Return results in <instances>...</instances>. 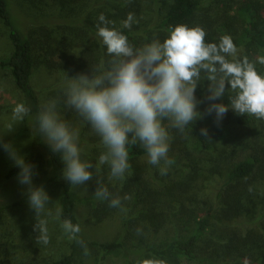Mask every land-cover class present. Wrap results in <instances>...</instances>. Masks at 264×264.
Returning a JSON list of instances; mask_svg holds the SVG:
<instances>
[{"label": "trees", "instance_id": "trees-1", "mask_svg": "<svg viewBox=\"0 0 264 264\" xmlns=\"http://www.w3.org/2000/svg\"><path fill=\"white\" fill-rule=\"evenodd\" d=\"M52 1L54 5L48 6L50 13L44 9L41 15L44 17L43 27H36L41 32L38 33V41H33L19 28L9 0H0V20L9 28L12 47L9 57L0 61V69L9 73L15 88L22 95L23 103L31 109L21 122L30 136L29 151L23 156L26 162L41 167L45 177L61 172L63 164L59 154H53L44 143L43 136L35 130V115L43 101L32 84L33 75L37 68L46 67L50 74L55 73L65 81V74L73 77L81 72L98 74L104 70L109 57L96 35L100 14L112 22L109 28L126 35L134 47L152 41L154 38L150 34L153 32L163 38L170 28L186 25L202 28L206 33L205 43L218 44L221 37L230 36L241 54L239 59H249L250 55L264 51V2L260 0H215L222 5H217L214 15L208 6L213 0H168L162 4L163 7L159 6V0H147L158 10L157 14H151V21L143 17L146 7L143 0ZM161 11L164 14L159 18ZM129 13L134 15L136 22L130 29L122 28L121 22ZM51 94L53 98L63 100L61 85ZM206 94L207 87L201 82L195 92L196 98L203 101L197 109L201 113L209 103L204 99ZM234 95L228 90L223 100L217 102L227 104ZM60 115L73 128L79 129L81 159L96 163L105 150L100 138L74 110L66 108L63 103ZM164 123L167 125V121ZM253 123L257 124L256 129L264 131L263 120L248 114L238 115L229 109L219 124L214 122V116L204 115L183 133L169 129L172 140L168 157L175 162L163 176L157 166L144 159L148 157L139 144L129 147L131 168L126 180L110 179L107 166L93 168V180L84 185L88 194L84 198L87 218L94 226L117 220L124 236L120 240L100 243L79 233L89 251L87 256L83 247L70 240L68 253L51 258L46 264H77L79 260L81 263L86 260L103 264L106 257L120 252L129 264H264V211L258 213L255 219L247 220L245 206L241 202L248 195L249 188L252 189L251 178L256 171H263L264 166L259 155L235 162L229 159L233 151L250 149L253 138L257 137L249 132L237 137L235 132L231 141L227 139L233 130L247 131ZM201 128L207 129V137L200 134ZM211 137L224 141L215 153L216 162L226 164L223 170L225 180L214 196L215 206L209 211L198 210L197 213L196 205L200 201L190 192L194 181L190 171L196 175L202 167L193 151L197 146L207 153L211 148ZM18 171L17 167L10 168L5 178L9 180L17 176ZM101 184L113 196L131 197L122 202L123 211L109 207L107 201L96 199L94 191ZM26 200L24 195L13 207L21 206ZM78 200L74 188L64 180L56 198L57 206L62 208V219L79 224L76 216ZM4 210L0 206V214ZM240 218H244L241 222L243 234L239 232L240 226L234 225ZM250 225L253 228L246 230L245 226ZM169 228H172L171 233L167 231ZM17 238H20L19 234ZM10 255L1 247L0 264H13ZM28 264L39 262L35 260Z\"/></svg>", "mask_w": 264, "mask_h": 264}, {"label": "clouds", "instance_id": "clouds-1", "mask_svg": "<svg viewBox=\"0 0 264 264\" xmlns=\"http://www.w3.org/2000/svg\"><path fill=\"white\" fill-rule=\"evenodd\" d=\"M98 20L96 35L109 57L106 68L98 74L81 72L73 77L65 74V83L61 85L63 100L48 99L35 115V130L43 136L51 152L59 154L63 164L61 178L68 185L73 188L86 185L93 180L92 169L101 166L108 167L110 179L126 180L131 168L129 147L137 144L146 152L148 163L157 166L161 176L166 175L175 162L168 157L172 140L169 129L183 133L204 115L214 116V122L219 124L232 109L238 115L264 120V77L258 75L255 63L247 57L235 59L238 49L230 36L221 37L218 44L205 43L206 33L202 28L176 25L168 30L162 42L153 39L134 47L126 35L108 27L112 22L103 14ZM134 22V15L129 13L121 26L130 29ZM257 62L264 65V57H259ZM202 79L208 81L204 99L209 103L204 113L197 110L203 101L195 96ZM228 90L235 93L229 103L217 102L223 100ZM61 103L74 110L100 138L105 150L96 163L81 159L79 129L61 119ZM30 112L25 103H16L12 121L20 123ZM12 130L13 124H9L7 131ZM200 134L207 137V129L201 128ZM0 149L19 169L18 183L26 186L28 206L35 213L37 243L50 242L48 221L41 218L45 214L58 221L68 239L83 247L87 256V246L79 238L80 225L62 219L59 206L53 212L44 187L33 185L37 174L34 165L2 138ZM94 195L97 200L107 201L109 207L122 211V202L131 199L129 195L113 196L102 184L96 186Z\"/></svg>", "mask_w": 264, "mask_h": 264}, {"label": "rangeland", "instance_id": "rangeland-1", "mask_svg": "<svg viewBox=\"0 0 264 264\" xmlns=\"http://www.w3.org/2000/svg\"><path fill=\"white\" fill-rule=\"evenodd\" d=\"M264 2V0H260ZM168 0H159V6L163 3H167ZM144 8L143 14L147 21L152 20L151 14H157V8L153 7L147 0H143ZM10 8L12 10L13 16L17 21L19 28L22 32L29 34L31 40L38 41V33L41 34L40 29H36L37 26L43 27L44 24L41 23L44 20L42 13L45 11L48 13L50 8L48 6H53L52 0H9ZM151 5V6H150ZM221 3L215 0L211 1L208 6L214 15V10H218V6ZM163 7V6H162ZM53 9L52 11H56ZM51 11V12H52ZM50 13V12H49ZM48 13V14H49ZM58 14V12L56 13ZM164 11H161V16ZM42 19V20H41ZM39 26V27H40ZM167 36L164 35L163 38L158 35V33L153 32L150 34L151 38L159 39L161 42ZM12 51L11 43L9 41V28L4 25L3 21L0 20V61L5 60L9 57ZM46 56V54H44ZM241 57L238 51L235 59ZM259 57H264V51L262 53H255L250 55L249 61L255 63V68L258 75L264 77V65L257 62ZM229 60L233 59L228 57ZM72 77V76H69ZM203 77V75H202ZM203 85L208 86V81L202 79ZM64 78L59 75L50 74L46 67H39L36 69L35 74L32 78V84L36 91L38 92L40 98L43 102L48 99L53 98L54 95L51 93L54 90L64 84ZM23 102L21 93L15 88L14 83L7 71L0 69V138L5 143H11L13 147L17 150L18 154L25 155L29 151V134L23 129L22 123H16L12 121V109L16 103ZM254 117V116H252ZM264 121V120H263ZM203 122V120H202ZM205 123V121H204ZM13 124V130L8 132V125ZM247 131L244 130H233L232 133L227 137L228 140H232L236 132L237 137L249 132L253 134L252 146L248 150H237L230 153L229 159L232 162L236 160L246 159L259 155L262 165L264 166V131L256 129V123H253ZM211 148L207 153H203L196 146L193 151L195 159L201 161L202 169L197 172L191 173L193 184L190 192L195 195L200 201L199 205H196L197 213L199 211L206 212L215 206L214 196L218 190L220 184L225 180L224 178V164H218L217 154L215 153L216 148L219 149L224 144L223 139L220 138H210ZM146 161L148 159L144 158ZM194 159V158H192ZM14 163L9 158L8 154L0 149V206L5 210L0 214V248L7 250L11 253L10 257L13 260V264H28L37 260L39 264H46L51 258L58 257L65 253H68V239L67 235L63 232L60 227V223L51 217L42 214L41 218L47 219V227L49 231L50 242L47 245L38 244L36 236L38 232L34 231V225L36 223L35 213L29 208L27 200L21 206L13 207L17 202L25 195L26 186L20 185L17 181V176L7 180L5 178L6 172L13 168ZM204 168V169H203ZM34 170L37 173L33 177L34 186H43L48 195L50 196L49 207L55 210L57 207L56 198L59 192L60 184L64 181L61 178V172L51 174L48 177L43 176L42 168L35 167ZM189 175L188 173H185ZM252 191L248 193L245 198H242V205L245 206L244 213L247 215V220L256 218L258 213L264 211V169L263 171H256L253 178H251ZM79 200L76 207V216L79 221L81 228L80 233L89 240L97 241L100 243H105L108 241L120 240L123 238L122 228L117 220H108L101 223L98 226H94L87 218L86 210L87 207L84 205V198L88 196L84 186L74 188ZM7 207H10L7 209ZM199 210V211H198ZM244 218H240L238 222L234 225H239V232L243 234L242 221ZM12 224V225H11ZM246 227V228H245ZM246 230L253 228L252 225L245 226ZM172 228L167 231L171 233ZM20 238H17V235ZM23 235V239H22ZM17 238V240H16ZM136 242V241H135ZM134 242V243H135ZM131 247L130 244L127 245ZM43 257H46L45 259ZM79 260L77 264H83ZM84 264H93V262L86 261ZM103 264H129L127 258L123 253H118L116 255H110L106 257Z\"/></svg>", "mask_w": 264, "mask_h": 264}]
</instances>
